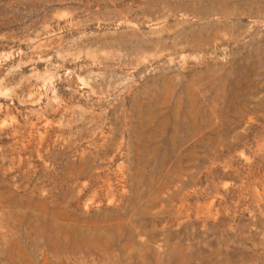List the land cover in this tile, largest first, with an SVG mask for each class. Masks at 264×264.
I'll list each match as a JSON object with an SVG mask.
<instances>
[{
	"label": "rangeland",
	"instance_id": "1",
	"mask_svg": "<svg viewBox=\"0 0 264 264\" xmlns=\"http://www.w3.org/2000/svg\"><path fill=\"white\" fill-rule=\"evenodd\" d=\"M0 264H264V0H0Z\"/></svg>",
	"mask_w": 264,
	"mask_h": 264
}]
</instances>
